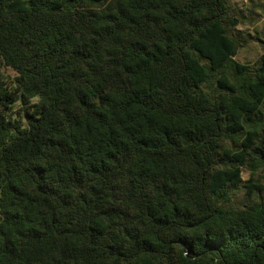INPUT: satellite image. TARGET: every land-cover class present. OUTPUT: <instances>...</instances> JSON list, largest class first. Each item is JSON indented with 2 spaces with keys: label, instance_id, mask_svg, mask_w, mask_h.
Wrapping results in <instances>:
<instances>
[{
  "label": "trees",
  "instance_id": "16d2710c",
  "mask_svg": "<svg viewBox=\"0 0 264 264\" xmlns=\"http://www.w3.org/2000/svg\"><path fill=\"white\" fill-rule=\"evenodd\" d=\"M240 14L0 0V264H264V54L237 61Z\"/></svg>",
  "mask_w": 264,
  "mask_h": 264
},
{
  "label": "rangeland",
  "instance_id": "374dc122",
  "mask_svg": "<svg viewBox=\"0 0 264 264\" xmlns=\"http://www.w3.org/2000/svg\"><path fill=\"white\" fill-rule=\"evenodd\" d=\"M232 1L241 12L242 23L236 27V34L247 40V43L243 42V47L239 49L236 59L241 63L254 64L264 54V0ZM1 72L0 80L8 84L12 83L16 72L4 66H1ZM250 179V170L244 169L243 180L248 181ZM254 180L264 184V170H259ZM244 192L236 194L235 202L237 205L245 202L246 195ZM259 197H264V192L260 193Z\"/></svg>",
  "mask_w": 264,
  "mask_h": 264
}]
</instances>
